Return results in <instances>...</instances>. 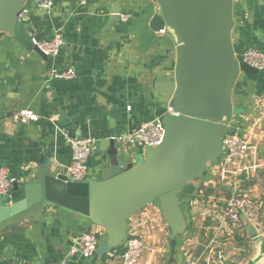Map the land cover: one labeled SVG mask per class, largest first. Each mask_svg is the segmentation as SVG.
<instances>
[{
	"label": "crops",
	"instance_id": "obj_1",
	"mask_svg": "<svg viewBox=\"0 0 264 264\" xmlns=\"http://www.w3.org/2000/svg\"><path fill=\"white\" fill-rule=\"evenodd\" d=\"M39 1L30 2L22 23L29 35L40 41L51 40L59 31L61 46L56 56L43 61L34 52L23 54L14 37L0 38V168L23 185L34 178L49 152L51 170L67 175L71 149L66 133L95 140L86 160L87 178L99 181L108 166L110 138L125 136L139 124L161 119L167 112L156 86L173 80L175 46L168 33L150 27L156 14L151 0H121L120 19L108 25L111 8L99 7L101 0H86L84 4L81 0H50L52 8L48 10L39 9ZM233 19L235 53L254 49L264 54V0H233ZM52 69L73 70L75 77L48 80ZM232 101L238 115L225 129L240 136L253 133L251 151H255L257 168L249 173L256 177L249 175L244 182L253 181L248 188L252 192L257 186L263 192L264 77L240 75ZM23 109L33 112L38 120L16 122L12 115ZM140 152L132 147L121 155L126 163H133ZM216 165L202 182L213 189L211 196L205 197L198 191L200 185L194 183L180 193V208L191 232L181 239L175 263L172 250L166 261L168 228L154 207L148 206L128 220L126 234L138 236L145 246L139 264L212 262L213 255L208 252L214 249H208L211 243L205 237L210 227L204 223H209L207 218L215 220V209L219 204L223 207L225 200L215 187ZM261 198L259 201H264V192ZM86 231L97 234L96 257L69 256L71 246ZM105 242L102 228L84 217L50 207L39 221L29 219L0 233V264H120L124 242L112 250L102 246ZM221 255L233 264L238 262L237 257Z\"/></svg>",
	"mask_w": 264,
	"mask_h": 264
},
{
	"label": "water",
	"instance_id": "obj_2",
	"mask_svg": "<svg viewBox=\"0 0 264 264\" xmlns=\"http://www.w3.org/2000/svg\"><path fill=\"white\" fill-rule=\"evenodd\" d=\"M31 1L0 0V38L10 35L22 45L23 54L34 52L46 61L33 43L40 38L29 35L17 18ZM151 1L156 14L150 27L166 30L175 46L173 80L156 86L167 109L161 118L160 144L126 163L121 152H127L112 136L106 151L108 166L99 181L73 182L52 171L48 152L31 181L18 185L13 180L8 195L0 196V233L29 219L39 221L44 210L57 207L102 228L106 235L102 246L112 250L124 242L128 220L152 206L169 230L173 251L175 239L187 227L179 194L220 158L224 128L238 115L232 96L240 75L264 77V69L252 68L244 62L243 53L234 51L233 0ZM120 2L100 1L99 7L111 8L107 25L120 19ZM246 235L259 242L255 258L246 264H264V234L258 236L248 223ZM95 257L96 253L90 258ZM224 264L233 263L225 258Z\"/></svg>",
	"mask_w": 264,
	"mask_h": 264
},
{
	"label": "built area",
	"instance_id": "obj_3",
	"mask_svg": "<svg viewBox=\"0 0 264 264\" xmlns=\"http://www.w3.org/2000/svg\"><path fill=\"white\" fill-rule=\"evenodd\" d=\"M86 0H81L84 4ZM39 9L48 10L52 8L50 0H40L37 4ZM26 10L19 13L18 21L23 20ZM162 34H167L166 30H160ZM34 45L48 58L56 56L61 46V35L56 32L55 36L49 41L33 40ZM243 60L252 68L261 70L264 69V54L254 49H248L243 53ZM75 77L73 70L58 71L52 69L47 74L48 80H71ZM13 119L21 124L36 122L38 116L29 110H19L14 113ZM164 128L161 119H156L149 122H144L135 127L125 136L116 138V142L121 145L127 153L132 147H138L141 152L147 149L157 147L163 137ZM65 138L68 141L71 149V162L67 168V177L73 182H83L87 179L86 160L91 155L95 148V140L90 137H71L65 133ZM253 133L245 136H240L234 131L224 133L222 141V153L217 160L216 171L229 170L233 180L230 178L224 179L222 187L231 192V196L225 199L222 207V214L227 221L229 228L236 232H247V224L250 223L256 234L259 236L264 232V224L261 219V205L259 202L248 195L250 191L243 190L239 178L247 172L251 167L248 165L251 149ZM216 173V172H215ZM13 180L8 178L4 169L0 168V196L8 195ZM98 247V237L95 232L86 231L79 235L75 244L69 250L68 255H79L83 259L90 258ZM145 246L143 241L136 235L127 234L124 240V250L121 256L120 264H139V261L144 253ZM211 254V250L208 252ZM212 262L206 260L207 264H224V259L219 253L214 255ZM205 259H208L206 257ZM189 264H198L192 262Z\"/></svg>",
	"mask_w": 264,
	"mask_h": 264
},
{
	"label": "rangeland",
	"instance_id": "obj_4",
	"mask_svg": "<svg viewBox=\"0 0 264 264\" xmlns=\"http://www.w3.org/2000/svg\"><path fill=\"white\" fill-rule=\"evenodd\" d=\"M254 154H255V151L252 152L251 156L249 157L250 159L248 161V165L251 168L248 169L247 172L253 171L255 168H257V163L255 160L256 157ZM214 163L215 162L213 161L206 166L207 173H209V169L213 166ZM249 175H250V173H245L244 176L249 177ZM250 176H252V179H254L256 177V175L253 176L252 174ZM206 177L207 176H205V177L203 176L201 179L195 180L191 183H194V185H200L201 186V185H203L202 182L206 179ZM216 177H217L216 178L217 184L215 187L217 189V192H220L221 197L225 198V193L227 191L222 190V185L225 182L224 179H226V177L230 178V181H228V182H232L233 176H232V174L229 173V170H224V171L218 170V171H216ZM244 181H245V179H244ZM191 183H189L188 185H191ZM256 188H257V190L255 192L254 191L252 192L250 189H247V191H250L248 193V195H250L251 197L256 199L259 202V204L261 205V219H262V222L264 224V207L262 206V205H264V203L262 204L261 203L262 201H259L261 198V195L264 191L261 192L262 190L259 186H257ZM261 200H262V198H261ZM215 210H216V213L213 214V216H215V220L211 221V218H207L209 220V223H206V222L204 223V225H209V227H210V230H209L210 232L205 236L209 239V243H211V246L208 249H214L213 252H215V253H217L219 251L220 255L225 253L227 255H230V256L232 255L234 257H237L238 262L235 264H246L247 262L252 261L257 254L259 242H257V240L250 239L246 234L243 237V242L239 241L237 238L239 236L241 237L242 232L237 233L236 231H232L229 228V225H228L227 221L224 219L223 214H222V205L219 204V206ZM168 233H169V230L167 229L166 237H165V243H164V248L167 251V258H166L167 263L169 260V253H170L168 236H167ZM262 234H264V232ZM180 241H181V238H178V242H180ZM207 245H208V243L205 246H207ZM236 248H238V250ZM176 250H177V248L173 249L174 254L172 256V259H173L174 263L176 261L174 259L175 253L177 255ZM213 252L211 250V254Z\"/></svg>",
	"mask_w": 264,
	"mask_h": 264
},
{
	"label": "trees",
	"instance_id": "obj_5",
	"mask_svg": "<svg viewBox=\"0 0 264 264\" xmlns=\"http://www.w3.org/2000/svg\"><path fill=\"white\" fill-rule=\"evenodd\" d=\"M226 132V129L224 128V133ZM207 171L205 170V173H204V177L205 176H207ZM246 178V176H241L240 178H239V180H240V182H244V179ZM245 181H246V179H245ZM253 184V181H251L250 183H243L242 184V189L243 190H247L251 185ZM202 191L203 192V195L205 196V197H209V196H211L212 195V193H213V189L212 188H210V187H204L203 185H201L200 187H199V190L198 191ZM222 190H224V191H226L223 187H222ZM183 191V190H182ZM181 191V192H182ZM180 192V193H181ZM227 194L225 195V199H228L230 196H231V192H226ZM179 196H180V194H179ZM264 203V201H262V204ZM263 207H264V205H262ZM260 211H261V208H260ZM188 232H191L190 231V227H189V225H187V227H186V230H185V232H184V234L183 235H180V236H178L176 239H175V247H174V249H176L177 247H179V245H180V242H178V238H181V239H183L187 234H188ZM237 233H239V232H237ZM244 235H245V232H242V235H241V237L239 236L237 239L239 240V241H242L243 242V237H244ZM239 248V247H238Z\"/></svg>",
	"mask_w": 264,
	"mask_h": 264
},
{
	"label": "bare ground",
	"instance_id": "obj_6",
	"mask_svg": "<svg viewBox=\"0 0 264 264\" xmlns=\"http://www.w3.org/2000/svg\"><path fill=\"white\" fill-rule=\"evenodd\" d=\"M260 236V235H259Z\"/></svg>",
	"mask_w": 264,
	"mask_h": 264
}]
</instances>
